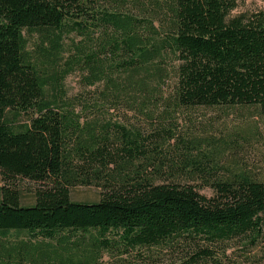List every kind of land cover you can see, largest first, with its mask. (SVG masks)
I'll list each match as a JSON object with an SVG mask.
<instances>
[{"label":"trees","instance_id":"16d2710c","mask_svg":"<svg viewBox=\"0 0 264 264\" xmlns=\"http://www.w3.org/2000/svg\"><path fill=\"white\" fill-rule=\"evenodd\" d=\"M100 1L0 0V264H159L154 248L181 253L173 264H264V175L223 164L218 144L130 131L111 118L131 110L117 95L49 96L26 37L50 34L43 49L56 58L68 27L84 36L100 23L132 71L111 91L132 89L165 52L172 68L158 60L156 73H172L175 105L264 111V11L227 21L235 0H151L156 18L139 19L97 15ZM89 48L77 45L94 84L107 71ZM21 178L37 184L32 205L14 188ZM77 186L100 199L73 200Z\"/></svg>","mask_w":264,"mask_h":264},{"label":"rangeland","instance_id":"374dc122","mask_svg":"<svg viewBox=\"0 0 264 264\" xmlns=\"http://www.w3.org/2000/svg\"><path fill=\"white\" fill-rule=\"evenodd\" d=\"M235 1V7L227 14V21L236 17L247 19L255 12L264 11V0ZM152 2L151 0H101L96 11L97 15L109 11L128 14L139 19H153L157 14L150 8ZM156 26H160L159 22ZM90 28V32L82 36L77 30L68 27L57 44L60 54L56 58L43 49H51L50 34L45 35L39 31L26 34L27 50L39 58L48 81L49 96L84 100L99 97L102 91H106L104 97L107 98L117 95L116 97L122 101L131 102L129 106L131 110L124 109L118 114L114 112L111 118L125 125L130 131L140 132L143 137L153 136L152 139L180 135L185 139L195 140L204 147H208L211 143L218 144L222 148L223 164L234 163L254 174L264 175V111L256 106L242 105L215 107L175 105L172 73L161 78H157L156 73L158 60H162L161 66L168 68V71L172 68L171 58L165 52L163 57H155L147 70L138 69L140 71H137L134 79L138 82H146L145 87H141L137 82L130 84L133 88L127 90L122 83V87L116 92L111 91L110 78H122L124 81L132 71L123 70L118 66V63L125 60V56L112 54L111 49L106 45L109 36L105 28L100 23ZM80 43H88L89 53L102 61L106 68V74L94 84L88 83L86 76L90 72L80 65L82 56L77 49ZM110 64H113L111 70ZM77 111L83 119L86 117L84 111L80 109ZM4 184L0 174V187ZM14 188L19 190L24 205L34 204L36 183L21 178L16 181ZM203 192L207 195L211 194L209 189ZM71 194L75 201L94 202L101 197V191L96 186H77L72 189ZM149 253L157 258L159 264H173L182 256L181 253L175 254L173 250L161 251L159 248H154ZM105 260L108 262L109 257H105ZM137 262L136 258L132 259V264Z\"/></svg>","mask_w":264,"mask_h":264}]
</instances>
